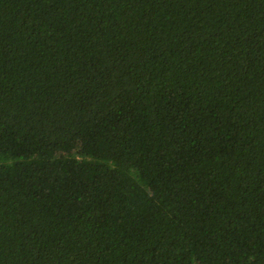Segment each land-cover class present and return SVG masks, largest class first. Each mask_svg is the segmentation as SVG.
<instances>
[{"label":"trees","instance_id":"trees-1","mask_svg":"<svg viewBox=\"0 0 264 264\" xmlns=\"http://www.w3.org/2000/svg\"><path fill=\"white\" fill-rule=\"evenodd\" d=\"M0 264H264V0H0Z\"/></svg>","mask_w":264,"mask_h":264}]
</instances>
